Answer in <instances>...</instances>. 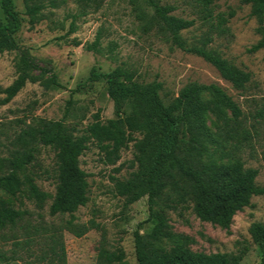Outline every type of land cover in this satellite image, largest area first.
I'll list each match as a JSON object with an SVG mask.
<instances>
[{
    "label": "rangeland",
    "instance_id": "1",
    "mask_svg": "<svg viewBox=\"0 0 264 264\" xmlns=\"http://www.w3.org/2000/svg\"><path fill=\"white\" fill-rule=\"evenodd\" d=\"M242 1L215 0L213 19H206L190 0H163V3L176 7L174 16L194 21L193 27L182 32L188 45H197L209 34L212 37L210 49L251 74L244 91L234 89L201 57L173 45L157 27L140 21L131 0H105L99 11L88 9L84 16L76 0H67L57 9L47 8L44 20L34 30L29 28L22 0H15L24 23L16 36L19 50L0 54V159L22 150L23 137L43 121H64L66 130L78 137L96 115L103 121L114 118L115 106L108 95L106 81H91L90 77L93 69L97 73H109L121 68L134 72L141 83H162L161 97L166 104L191 84L223 88L241 107L244 128L251 133V139L241 145L234 136L229 142L211 145L209 156L220 165L231 166L241 160L246 168L257 169L256 183L264 188V49L251 52L262 39L260 28H264V15L262 20L253 17L251 6ZM231 13H234L232 18ZM220 16L228 19L221 28L218 26ZM0 19L5 22L2 0ZM72 24L75 25L73 33L70 32ZM98 35L101 36V53L87 51L86 46L94 43ZM76 42L81 46L76 47ZM22 56L30 57L48 72L30 70L26 86L4 105L6 95L1 91L19 77ZM52 75L57 77L60 86L51 84ZM203 98L208 101L211 95L204 93ZM214 124L215 117L209 115L212 132L216 131ZM34 146L35 160L25 173H20V178L23 180L29 175L41 191L54 196L55 151L42 145ZM133 159V144L123 151L119 162L111 165L105 162L97 145L91 143L81 157V167L88 174L89 200L73 215L52 217L49 214L52 200L40 209L26 198L21 200L0 191V196L17 209L29 212L18 226L0 228V264H51L54 256L53 244L48 240L50 234L57 241V245H53L55 252L64 249L67 264H107L103 255L116 250L125 252L127 264H137L134 232L149 217L147 197L127 205L115 184V179L130 177L135 170L131 168ZM159 204L162 208L163 202ZM168 215L177 234L195 241L191 245L193 250L205 253L243 250L246 255L240 264L261 263L262 253L252 241L250 228L255 222H264V195L254 197L250 207L237 213L230 230L202 222L191 211L182 217L171 211ZM69 222L89 231L77 238L69 231ZM29 223L49 226L51 233H43L44 238L36 239L27 248L22 242L26 238L22 227ZM175 244V241L163 240L159 246L169 249Z\"/></svg>",
    "mask_w": 264,
    "mask_h": 264
},
{
    "label": "trees",
    "instance_id": "2",
    "mask_svg": "<svg viewBox=\"0 0 264 264\" xmlns=\"http://www.w3.org/2000/svg\"><path fill=\"white\" fill-rule=\"evenodd\" d=\"M204 13L206 19H213L215 0H190ZM29 28L34 30L44 18L47 8L57 9L67 0H22ZM82 16L88 9L99 11L105 0H76ZM251 6V15L262 20L264 0H243ZM138 19L157 27L169 42L186 53L201 57L212 65L234 89L244 91L251 81V74L224 59L217 51L209 48L212 37L208 34L197 45H188L182 32L194 26V21L173 15L176 7L164 4L163 0H131ZM5 22L0 19V54L19 50L17 34L22 30L24 20L17 10L15 0H2ZM234 13L229 15L230 18ZM228 19L220 16L221 28ZM224 31V30H223ZM70 32H75L71 25ZM262 39L251 52L264 49V28H260ZM76 47L81 43L76 42ZM101 36L86 46V50L101 53ZM30 70L48 71L33 59L22 56L20 74L17 80L1 92L6 95L2 104H9L30 80ZM52 75V85L60 86ZM105 80L107 91L115 106V116L107 121L96 115L84 134L74 136L64 126V121H43L23 137L24 147L14 151L10 157L0 159V191L19 199L26 198L40 209L52 200L49 214L52 217L73 215L88 200V174L81 167V157L95 143L104 154L107 164L115 165L122 158L123 151L133 144L135 169L128 179H115L120 197L127 205L147 197L149 217L134 232L135 257L137 264H240L246 252L205 253L195 251L191 245L195 241L177 234L171 224L168 211L180 217L191 211L200 221L210 223L223 230H230L238 212L251 206L254 197L264 195L256 179L257 169L246 168L238 160L231 166L218 164L209 156V146L229 142L234 136L239 144L248 143L251 133L244 128V113L234 99L218 85L191 84L184 87L169 104L161 97L163 84L154 81L141 83L134 72L117 68L109 73L91 72V81ZM204 93L211 99L206 101ZM215 117V132L208 125V116ZM140 137V138H139ZM35 144L50 147L56 154V191L52 196L40 190L34 180L25 173L35 160ZM264 161V151L262 154ZM121 169H117L119 172ZM28 186V189H27ZM163 202V207L159 203ZM24 202H21L23 205ZM27 210L0 196V228L16 227L28 215ZM143 228V229H142ZM22 242L29 248L36 239L44 238L43 233H51L49 226L28 224L22 227ZM69 231L77 238L83 237L86 227L69 222ZM250 235L262 253L264 264V222L251 225ZM51 244L57 245L54 235H49ZM163 240L176 244L165 249L159 246ZM21 244V243H17ZM51 264H67L64 249L55 252ZM62 256H61V255ZM107 264H127L123 250L109 251L103 255Z\"/></svg>",
    "mask_w": 264,
    "mask_h": 264
}]
</instances>
